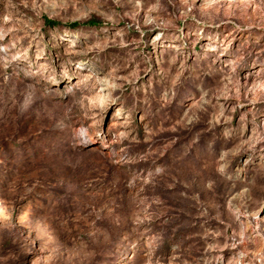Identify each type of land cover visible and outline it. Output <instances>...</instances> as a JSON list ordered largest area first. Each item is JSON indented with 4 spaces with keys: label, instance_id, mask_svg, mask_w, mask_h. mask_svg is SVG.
<instances>
[{
    "label": "rangeland",
    "instance_id": "1",
    "mask_svg": "<svg viewBox=\"0 0 264 264\" xmlns=\"http://www.w3.org/2000/svg\"><path fill=\"white\" fill-rule=\"evenodd\" d=\"M0 264H264V0H0Z\"/></svg>",
    "mask_w": 264,
    "mask_h": 264
}]
</instances>
